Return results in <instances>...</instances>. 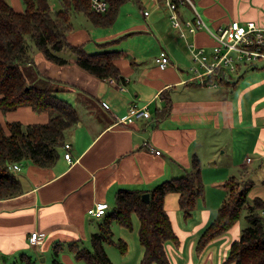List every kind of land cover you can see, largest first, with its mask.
Listing matches in <instances>:
<instances>
[{"label":"crops","instance_id":"0c3cea01","mask_svg":"<svg viewBox=\"0 0 264 264\" xmlns=\"http://www.w3.org/2000/svg\"><path fill=\"white\" fill-rule=\"evenodd\" d=\"M6 1L17 11L24 9L22 0ZM197 2L211 28L248 21L264 27V0ZM151 3L153 8L147 9V16L143 14V21L129 18L125 29L100 31L91 37L85 29L72 26L66 37L69 43L96 47L127 35L144 37L135 44L108 49L117 51L112 62L122 79L98 78L78 66L74 55L67 63L56 64L43 53L33 52V63L28 66L36 68L38 78L59 82V96L74 105L78 119L64 131V144L50 166L23 160L16 163L19 170L12 168L21 190L0 199V264H25L23 255L32 264H52L54 245L59 246L57 256L62 264H85L75 259L68 244L77 240L90 249L91 234L99 231L104 215L112 210L118 189L148 192L161 181L187 173L194 157L200 162L203 191L191 214L184 215L179 192H169L163 199L176 235L175 240L164 243L170 264H224L230 244L247 223L246 208L229 229L202 248L197 246L227 197L224 183L231 176L252 182L245 203L260 201V211L264 210V61L242 67L234 73L236 78L229 74L221 83L205 84L206 80L195 79L191 66L196 63L191 60L188 43L209 49L214 39L204 29L185 31L181 36L170 23L172 28L167 30L163 16L166 14L170 22L168 10L161 14L162 7ZM180 12L182 18L192 16L187 4ZM144 32L151 38L143 36ZM161 49L169 56L165 68L154 63ZM87 52L97 53L92 49ZM130 105L147 107L149 116L135 117L129 124L121 122ZM49 117L46 110L38 112L23 105L0 110V125L9 133L7 122L43 124ZM66 151L70 161L64 157ZM97 202L108 204L106 213L89 215V207ZM131 221L132 229L117 221L111 223L112 239L126 244V251L121 253L114 244L103 243L113 264H141L144 249L137 235L140 221L136 214ZM33 231L44 234L43 242L30 244L28 236ZM113 246L117 250L113 251L114 258L113 249H109Z\"/></svg>","mask_w":264,"mask_h":264},{"label":"trees","instance_id":"16d2710c","mask_svg":"<svg viewBox=\"0 0 264 264\" xmlns=\"http://www.w3.org/2000/svg\"><path fill=\"white\" fill-rule=\"evenodd\" d=\"M59 1L61 8L53 10L48 0H22L24 9L17 11L6 0H0V110L9 111L26 105L35 111L50 113L43 124L25 125L17 120L7 122L9 133L0 125V199L17 195L21 190L20 181L9 165L28 160L40 167L50 166L59 155V146L64 144V131L78 119L74 105L56 95L51 86L40 88L26 81L21 66L33 63L34 51L43 53L56 64H62L68 59L60 52L68 49L75 54L76 64L96 77L122 79L118 67L112 62L117 51L103 49L89 53L86 45L69 43L66 37L72 28V14L82 13L96 26L109 27L118 17L120 7L129 0H106L108 7L104 13L90 9L87 0ZM113 41L100 42L97 46L106 47ZM226 80L228 77L213 73L204 83ZM192 162V169L184 175L161 181L149 190L146 203L141 198L143 191L118 189L112 210L104 215L99 231L91 234L90 249L79 245L77 240L68 244L75 259L85 264H113L103 243L114 244L121 253L126 251V244L121 239L118 242L112 239L111 223L117 221L121 226L132 229L131 217L136 214L140 221L137 235L144 249L140 263L170 264L164 243L175 240L176 235L163 199L169 192H179V205L184 215L191 214L203 191L200 162L196 157ZM251 184V181H242L238 176H231L224 183L227 197L219 207L216 219L204 230L198 242L197 247L202 248L208 240L229 229L246 208L244 217L247 224L241 229L239 238L230 244L224 264H264V217L259 213L263 204L260 201H255L254 205L245 203ZM58 250L59 246L54 245L52 264H62L57 256ZM21 257L26 259L25 264H32L29 257Z\"/></svg>","mask_w":264,"mask_h":264},{"label":"built area","instance_id":"2783aa9c","mask_svg":"<svg viewBox=\"0 0 264 264\" xmlns=\"http://www.w3.org/2000/svg\"><path fill=\"white\" fill-rule=\"evenodd\" d=\"M153 3L163 6L168 10V19L173 27H175L179 35L185 36V31L195 32L198 29H204L213 39V44L208 48L197 46L194 43H188L190 49L191 60L196 63L191 66L193 77L201 82L210 74H217L225 78L231 73H236L242 67L256 66L260 61H264V27L259 26L253 21L246 23L233 22L225 27L211 28L205 20L202 19L198 9L190 0H150ZM90 9L96 13H104L107 11L106 0H87ZM189 5L192 9L191 17H183L180 8L183 5ZM143 14L147 16L149 11L145 9ZM169 56L166 50L161 49L154 58V63L160 68L169 65ZM114 81L115 78H109ZM122 88V87H121ZM147 107L129 106V113L120 119L121 122L129 124L133 122V118L138 116H149ZM68 148L69 145L66 144ZM159 152V151H158ZM64 157L70 161L71 156L68 151L64 153ZM9 167L19 170L18 164L14 163ZM108 208L106 202H97L90 206L87 213L92 216H103ZM264 217V210L260 211ZM30 244H39L44 240V234L33 231L28 236Z\"/></svg>","mask_w":264,"mask_h":264},{"label":"rangeland","instance_id":"374dc122","mask_svg":"<svg viewBox=\"0 0 264 264\" xmlns=\"http://www.w3.org/2000/svg\"><path fill=\"white\" fill-rule=\"evenodd\" d=\"M49 2L51 4V7H52L53 10L61 8L59 0H49ZM192 2L197 7L202 19L205 20L206 17H205V15L203 13L202 7L198 4L197 0H192ZM160 7H162V8H159L160 13L161 14H165L166 13L165 10H164L165 7H163V6H160ZM151 8H153V7H152V3H151L150 0H140L139 2H135L133 0H129V1L126 2L124 7H122V9L120 10L119 17H118V19L116 21V24H114L111 28H105V27H100V26L96 27L93 23H91V21L88 19V17H86V15H83L82 13H74V14H72L71 18H70V23L72 24L73 28H75L77 30H84L85 29L86 32H88V34L91 37H93L92 36L93 34L97 35V33H99L100 31L101 32H111V31L117 32L120 29H125L129 25V22H128L129 18H132V19L136 18V19H138L140 21H143V18H142L143 10L144 9L150 10ZM163 21H165V26L167 27V30L172 28L171 25H170V22L167 21L166 14H165V16H163ZM205 21H206V23L208 22L207 19ZM207 24L211 27V25L209 23H207ZM124 33H126V32H124ZM143 34H144L143 36H148V34L145 33V32ZM130 36H132V35H127V37L121 38L120 40H117V42H113V44H111L109 46H106V47H100V46L96 47V45L94 44L93 46H91V45L85 46V49L86 50H91L92 49V51H99V50H103V49L108 50V49L112 48V46H113V48H117V47H120V46L124 47L128 43L135 44L136 41H141L142 39H144V37L137 38V39H134L133 37L132 38H128ZM148 37L151 38L150 36H148ZM126 39H127V42H123V40H126ZM154 42H155V40H154ZM137 45H138V43H137ZM60 53L63 56H65L66 59H69V57L71 55L75 56V54L73 52H70L68 49L64 50V51H62ZM21 68L23 69L26 81L29 84L34 85L36 87H40V88H43L44 86L49 85V86H51L52 90H55V94L59 95V91H58L59 82L52 84L50 81L45 80L44 78H38V75L36 73V68L33 65H30V66L22 65ZM230 76L233 79L236 78V75L234 73H231ZM242 222H244V221H242ZM246 224L243 223V226L244 225L246 226ZM109 249L110 250L113 249L111 251V255L114 258L113 251L117 252L116 248H114V246H113V247H109ZM17 264H21V262H18Z\"/></svg>","mask_w":264,"mask_h":264},{"label":"water","instance_id":"95a60500","mask_svg":"<svg viewBox=\"0 0 264 264\" xmlns=\"http://www.w3.org/2000/svg\"><path fill=\"white\" fill-rule=\"evenodd\" d=\"M141 198L145 203L148 202L149 201V192L146 191L145 193H143Z\"/></svg>","mask_w":264,"mask_h":264}]
</instances>
